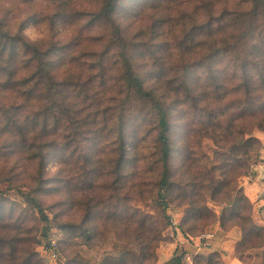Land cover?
I'll return each mask as SVG.
<instances>
[{"label": "rangeland", "instance_id": "obj_1", "mask_svg": "<svg viewBox=\"0 0 264 264\" xmlns=\"http://www.w3.org/2000/svg\"><path fill=\"white\" fill-rule=\"evenodd\" d=\"M101 2L102 0H0V26L3 29L13 34L20 32L30 43L58 40L65 45L59 54L55 75L57 80H72L77 85L76 91L69 88V102L77 108L79 116L87 120L84 128L91 134L80 142L81 146L77 151L74 146L66 151L62 149L64 142L58 138H55L57 145L54 149L49 148L51 150L40 176L44 189L36 196L43 216L46 217L44 220L37 209L24 202L21 195L26 194V188L30 190L37 186V148L34 146L31 150H17L13 153L15 147L10 144L12 140L0 133V236L16 237L15 227H21L25 233L19 236L26 237L24 239L30 242L19 246L34 250L37 254L36 257L29 258V264H103L105 258L118 259L120 255L127 257L123 264H141L145 257L149 261L144 264H155L157 254H173L170 260L182 254V258L184 250L180 240L194 246L193 242L198 239L199 248H206L203 245H209L210 240L215 244L224 236L223 232L219 233L216 223L201 232L199 225L194 234L183 235L178 225L186 215L187 207H178L174 200L161 212L152 199L155 189L151 184L154 178L148 170L142 173L145 183L141 189L146 191L145 196L139 199L134 195L132 199L126 200L127 192L124 187L120 188L123 183L116 180L117 134L112 132L123 100L117 86L118 50L112 46L107 48L110 41V28L107 24L89 23L95 19ZM225 7L238 17L239 11L247 9V4L246 0H119L115 18L124 28L125 36L133 39L131 42L145 44L136 48L142 52L139 55V51H136L141 73L146 79L154 80L156 77L168 102L174 100L170 101V140L172 146L180 151L174 161L180 164L183 156L192 151L189 153V163L197 172L211 166L221 167L218 158L222 156L215 153L220 150L203 132L191 138L189 150L184 149L190 138V124L195 123L196 109L184 111L180 99L175 101V96L163 82L180 81L184 78L190 80L195 87L194 95H199L204 90L213 92V85H220V100L217 103L222 106L225 103L232 104V122L237 128H246L249 133L245 138L253 137L260 142L259 150L249 155L248 170L247 167H235L236 171L246 172L234 177L242 188L243 184L254 181V168L264 166V41L258 42L251 52L249 48L240 46L239 38L244 30L227 29L223 32L216 28L218 21L213 14L219 16ZM211 16L212 30L201 29ZM154 29L159 34L152 40ZM260 33L264 35V32ZM154 42L159 45L154 47ZM28 57L29 55H22L20 62ZM101 64L103 68H107V72L102 75L100 74L104 70ZM100 80H107V87H99ZM108 87L113 93L107 91ZM78 92H82V96H75ZM86 96L95 97L97 103L94 100L85 102ZM14 102L18 101L7 92L0 93V105L7 107ZM128 106L131 109L125 113L129 118L126 132L130 136L138 134V138L141 137L140 157H145L146 162H150L153 150V115L138 101L131 100ZM5 116L0 111V126L6 120ZM47 128H52V121H48ZM92 131L99 138L94 137ZM226 157L233 156L226 154ZM229 164L231 166L226 171L228 174L236 163L231 160ZM132 168L131 164L123 166L121 173L129 172ZM220 172L215 171L218 179ZM127 188L128 183L125 189ZM88 199L96 204L89 210ZM204 203L217 215L222 209L220 203L209 199H205ZM124 219L131 223L127 232L142 234L139 241L142 247L136 242L126 243L129 250L140 255L138 260L133 255L118 254L114 249V245L126 241L123 237L127 236V232L123 235ZM167 220L169 225L162 227ZM67 225L73 228L67 229ZM3 226L10 228L5 229ZM45 227L49 228L48 237H43ZM86 228L90 233L96 232L93 242L87 243L86 237L81 235ZM51 241L55 245L48 248L47 244H51ZM52 252L56 254L55 259H50ZM151 253L152 256H149ZM19 261L22 264L23 260Z\"/></svg>", "mask_w": 264, "mask_h": 264}, {"label": "trees", "instance_id": "obj_2", "mask_svg": "<svg viewBox=\"0 0 264 264\" xmlns=\"http://www.w3.org/2000/svg\"><path fill=\"white\" fill-rule=\"evenodd\" d=\"M246 4L247 9L239 11L238 17H235L226 7L221 10L219 16L214 14L213 16L218 21L216 28L223 32L227 29L240 28L244 30L239 38L240 46L249 48L252 52L258 42L264 41V35L262 36L260 33V31L264 32V0H246ZM118 6L119 0H102L99 10L95 13L96 16L94 15L95 19L90 20L89 23L92 25L98 22L107 24L110 28V41H108L107 48L112 46L118 50L116 55L118 58L116 59L117 86L120 89L118 93L123 96V100L115 117L112 132L117 134L116 180L123 183L120 188L124 187L127 192L125 194L126 200L132 199L134 195L139 199L145 196L146 191L141 189L145 183L142 173L148 170L154 178L151 184L155 189L152 199L161 212H164L168 203L174 200L178 203V207H187L185 208L186 215L182 217L178 225L183 235L194 234L199 225V232L215 223L222 231L236 227L241 233V238L235 246L236 258L243 264H254L256 260H261V264H264V227L253 222L252 205L246 199L242 188L238 186L234 178L236 175L246 173L236 171L235 167L241 169L247 167L248 170L247 160L250 159L249 155L259 150L260 142L253 137L245 138L249 133L246 132V128L242 126L237 128L236 124L232 122L234 118L232 104L226 105L225 103L222 106L221 103H217L220 100L219 84L213 85V92L204 90L199 95H194L193 88L195 87H193L190 80L185 78L180 81L167 80L163 82L164 86L175 96V101L180 99L183 110L188 112L194 108L196 109L194 111L196 115L195 123L190 124L188 131L190 138L184 149L189 150L191 138L193 139L197 134L200 135L203 132L204 136L220 150L215 153L222 156L218 158L221 167L214 168L215 166H211L209 169L203 168L200 172H197L189 163L191 160L189 153L192 151L183 156L180 164L175 162L174 157L180 151L172 146L170 140L172 112L170 101L174 100L168 102L156 77L153 78L154 80H151V78L146 79L144 74L141 73L142 69H139L141 64L138 62L137 52L139 51V55H142V52L136 50V48L139 49L140 46L145 44L133 43L131 42L132 38L125 36L123 33L124 28L115 18ZM213 16L208 17L201 29L212 30ZM158 34L159 32H155L154 29V33L151 35L152 40ZM153 45L157 47L159 43L154 42ZM64 47L65 45L59 43L58 40L30 43L20 35V32L13 34L0 26V93L7 92L15 101H18L7 107L0 105V111L6 114V120L0 126V133L12 140L10 144L15 147L13 153L17 150H31L34 146L37 148L36 156L39 162L38 169L35 172L38 179L37 186L30 190L26 188V194L21 193V195L24 202L37 209L44 220H46V217L43 216V210L36 196L44 189V183L40 176L43 174L46 158L51 150L49 148L54 149V146L57 145L55 138H58L64 142L62 149L66 151L74 146L75 151H77V149H80V142L91 136L90 132L84 128L87 120L80 117L77 108H74L69 102V88L76 91L77 85L72 80H57L55 75V68L58 60H60L59 54H61ZM24 54L29 55V57L20 62V58ZM101 59H103V53ZM100 66L104 70L100 74L102 75L105 71L107 72V68H103V64ZM106 81L100 80L98 86L104 89ZM109 89L108 87L107 91L113 93V90L110 91ZM81 93L78 92L75 96L80 97L82 96ZM93 100L96 104L97 99L95 97H84L85 102H92ZM131 100L144 104L151 111L154 118L152 128L153 150L150 154L152 158L150 162H146L145 157L144 159L140 157L139 143L141 137L138 138V134L130 136L126 132L129 118L127 119L125 113L131 109L128 106ZM48 121H52L51 129L47 128ZM60 126L63 128L61 129ZM58 129L61 130L58 132ZM136 132H139V130H136ZM92 135L99 138L94 131H92ZM130 146L132 147L130 148ZM226 154L233 157H226ZM231 160L236 165L230 168L228 174L226 171L231 166L229 164ZM130 164L133 166L132 170L121 173L123 166H130ZM216 170L221 171L219 174L220 179L215 176ZM127 183L128 188L126 190ZM219 197H221V200ZM205 199L222 205L218 215L206 206ZM87 203L88 210L96 205L89 199ZM123 222L125 224L124 235L131 223H127L126 219ZM168 225L167 220V222L164 221L162 227ZM3 228L9 229L10 227L3 226ZM15 228L16 237L0 236L1 264H21L19 261L21 259L23 260L22 264H29V258L37 256L34 250L30 251L24 246H19L27 245L30 240L19 236L21 233H25L21 227ZM66 228L71 229L73 226L67 225ZM48 233L49 228L45 227L43 237H48ZM136 233L135 231L127 232V236H123L126 241L117 244L119 246L114 245V249L117 250L118 254L126 253V255L135 256L136 260L139 259L140 255H136L131 249L129 250L126 244L136 242L139 247L143 246L139 242L142 239V234L136 235ZM94 234L96 232L91 231L90 233L88 228L81 233L82 236L86 237L87 243L94 241ZM118 237L123 241L120 235ZM33 242H35L34 239ZM84 245L89 246V244ZM47 246L50 248L49 242ZM119 251L122 252L119 253ZM149 256H152V253ZM181 256L173 257L168 264H181ZM126 258L124 255H120L118 259L107 257L104 259L103 264L110 262L115 264L114 261H116V264H123ZM37 261L39 262V259ZM145 261H149V258L142 259L141 264H144ZM193 264L223 263L219 254L212 252L207 255L197 254L193 256Z\"/></svg>", "mask_w": 264, "mask_h": 264}, {"label": "crops", "instance_id": "obj_3", "mask_svg": "<svg viewBox=\"0 0 264 264\" xmlns=\"http://www.w3.org/2000/svg\"><path fill=\"white\" fill-rule=\"evenodd\" d=\"M255 179L251 183L242 185L243 194L252 205V220L258 225L264 227V198L261 197V192L264 190V166H257L254 168ZM219 233L224 234L221 240L215 244L209 241V245H203L206 248L198 246V239L194 241V246L180 240L184 250V255L181 258L182 264H191L193 256L197 254L207 255L212 252H217L223 264H243L235 256V246L241 238L240 230L236 227L227 231H222L218 226ZM212 236H210V239ZM198 246V247H197ZM211 247L210 249H207ZM207 250V252H206ZM174 253V252H173ZM173 255V254H172ZM170 254L159 256L157 254L155 264H167L170 261ZM191 262H188L190 261ZM254 264H261V260L254 261Z\"/></svg>", "mask_w": 264, "mask_h": 264}, {"label": "built area", "instance_id": "obj_4", "mask_svg": "<svg viewBox=\"0 0 264 264\" xmlns=\"http://www.w3.org/2000/svg\"><path fill=\"white\" fill-rule=\"evenodd\" d=\"M261 197L264 198V190H262V192H261ZM50 243H51L50 245H52V246L55 245L54 241H51ZM55 257H56V254L54 252L50 253V259H55Z\"/></svg>", "mask_w": 264, "mask_h": 264}]
</instances>
